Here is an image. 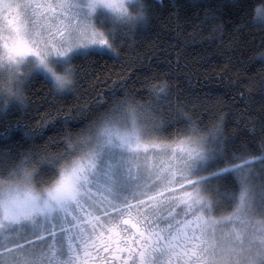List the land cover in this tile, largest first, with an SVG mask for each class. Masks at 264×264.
<instances>
[{
	"label": "snow or ice",
	"instance_id": "6c2138e0",
	"mask_svg": "<svg viewBox=\"0 0 264 264\" xmlns=\"http://www.w3.org/2000/svg\"><path fill=\"white\" fill-rule=\"evenodd\" d=\"M247 6L186 0L173 5L176 27L208 32L229 59L244 43ZM184 9L203 15L181 17ZM233 10L242 23L228 19ZM252 10L264 47V0ZM159 14L149 0H0L5 123L10 105L26 106L34 74L73 93L83 79L75 61L118 54ZM234 87L246 111L259 103L249 117L259 155L228 148L224 113L208 126L173 108L166 80L149 87L147 102L112 94L75 135L67 129L83 121L69 114L43 147L0 148V264H92L90 249L114 264H264V69Z\"/></svg>",
	"mask_w": 264,
	"mask_h": 264
},
{
	"label": "trees",
	"instance_id": "16d2710c",
	"mask_svg": "<svg viewBox=\"0 0 264 264\" xmlns=\"http://www.w3.org/2000/svg\"><path fill=\"white\" fill-rule=\"evenodd\" d=\"M149 2L160 6V14L144 25L146 30L136 35L134 40L118 45V54L92 56L74 62L82 66L80 74L83 79L73 93L58 92L52 83L44 79L43 74H34L25 87L26 106L10 105L7 123L0 113V148L17 142L25 149L33 144L43 147L49 136L56 135L58 122L69 114L77 121H83L67 129L75 135L89 122L88 117L95 116L100 104L108 101L106 107L110 106L112 94L116 98L127 94L147 102L151 99L149 87L166 80L171 86L168 99L173 108L183 107L208 126L215 122L217 114L224 113L228 148L242 150V146L246 145L253 154L259 155V124H256L257 132L253 135L250 131L252 123L249 122V117L254 115L251 109L258 110L259 103L247 106L250 110L246 111V106L235 95L234 87L238 80L245 84L249 80L258 81L264 69V59L259 56L264 52L257 30L259 22L251 19L254 16L252 4L259 3V0H246L248 6L244 12L248 17V28L243 33L244 43L229 59L225 58L218 42L209 40L208 32L187 26L177 29L178 10L173 5L185 4L186 0ZM226 2L236 4L240 0ZM197 12L203 15L197 9H184L179 14L183 17ZM241 15L242 12L233 10L228 19L239 24L242 23ZM177 55L179 60L176 59ZM252 94L258 102L259 92L256 88L252 89ZM163 115L165 120L169 119L167 113ZM179 126L184 125L181 123ZM6 127L8 131H5ZM26 129L31 131L26 134ZM64 134V131H60L59 136ZM60 148V144L49 146L52 152ZM256 167L260 169L259 164Z\"/></svg>",
	"mask_w": 264,
	"mask_h": 264
},
{
	"label": "flooded vegetation",
	"instance_id": "af4514ba",
	"mask_svg": "<svg viewBox=\"0 0 264 264\" xmlns=\"http://www.w3.org/2000/svg\"><path fill=\"white\" fill-rule=\"evenodd\" d=\"M90 251L93 252V261L92 264H114V261L111 258L110 253H105L104 251H100L99 255L97 256V253L90 249Z\"/></svg>",
	"mask_w": 264,
	"mask_h": 264
},
{
	"label": "rangeland",
	"instance_id": "374dc122",
	"mask_svg": "<svg viewBox=\"0 0 264 264\" xmlns=\"http://www.w3.org/2000/svg\"><path fill=\"white\" fill-rule=\"evenodd\" d=\"M42 74V73H41Z\"/></svg>",
	"mask_w": 264,
	"mask_h": 264
}]
</instances>
